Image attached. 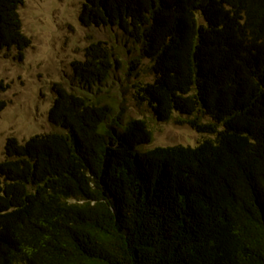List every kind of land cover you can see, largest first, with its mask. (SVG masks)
Returning <instances> with one entry per match:
<instances>
[{"label":"trees","instance_id":"trees-1","mask_svg":"<svg viewBox=\"0 0 264 264\" xmlns=\"http://www.w3.org/2000/svg\"><path fill=\"white\" fill-rule=\"evenodd\" d=\"M23 4L0 0V50L20 59ZM79 19L148 61L137 103L204 139L144 150L147 121L102 95L120 49L91 43L76 91L52 89L54 131L6 143L0 264H264V0H85Z\"/></svg>","mask_w":264,"mask_h":264},{"label":"rangeland","instance_id":"rangeland-1","mask_svg":"<svg viewBox=\"0 0 264 264\" xmlns=\"http://www.w3.org/2000/svg\"><path fill=\"white\" fill-rule=\"evenodd\" d=\"M85 0H24L19 10L22 29L31 45L23 58L16 52L0 50V100L7 103L0 112V161L5 159V146L14 138L23 143L32 137L49 134L54 128L49 122L53 106V87L61 85L76 91L71 64L85 59V49L94 42H106L118 48L124 61L112 75L102 94L106 102H114L123 122L130 119L147 121L153 133V142L143 149L182 145L194 148L204 137L187 125L174 120L158 123L147 104H139L134 85L153 82L154 75L144 60L133 70L131 63L137 55L129 51L120 32L106 28H86L80 22ZM175 118L179 114H174Z\"/></svg>","mask_w":264,"mask_h":264}]
</instances>
